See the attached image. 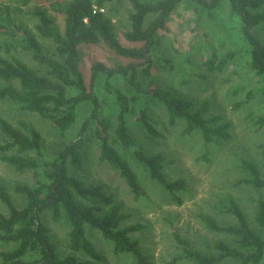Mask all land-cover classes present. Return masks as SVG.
<instances>
[{"label":"trees","instance_id":"trees-1","mask_svg":"<svg viewBox=\"0 0 264 264\" xmlns=\"http://www.w3.org/2000/svg\"><path fill=\"white\" fill-rule=\"evenodd\" d=\"M32 1L19 0L15 10L23 12ZM123 3L132 7L131 29L125 34L131 47L123 45L116 36L111 18L113 9L110 7ZM223 4L228 6L232 17L239 19L240 35L250 54V70L259 85L247 93L245 100L234 103L238 110L257 96L264 99V39L256 33L264 26V0H160L156 3L68 0L52 6V10L64 18L63 31L46 8L33 10L36 34L21 25L11 24V9L6 8V19L0 18V36L11 34L13 39L22 41L21 44H5L6 51L30 53L44 72L0 54V104H13L26 113L38 115L62 136L76 125L82 104L90 103L93 111L78 138L58 145L52 152L46 148L42 134L26 121L14 125L0 117V162L15 174L32 176V182L12 184L0 179V264H103L106 257L94 244L92 231L111 245L114 256H131L136 264H152L136 238L144 226L126 225L131 214L125 212L122 203L106 186L87 183L73 174L72 169L78 171L83 167L86 134L91 133L99 146V163H106L117 172L135 199L144 195L137 171V167L142 166L153 182L181 202L178 194L186 189L187 181L167 179L165 156L161 153L146 155L132 135L130 120L142 125L148 135L156 139L159 132L150 115L153 101L165 111L170 126L180 122L186 125L183 137L198 132L207 146L231 139L230 125L220 123L219 116H211L210 101L198 103L153 80L148 84L143 82L152 77L156 64L169 72H180L177 64L158 56L163 38L170 37L169 24L181 14L179 9L193 8L197 16L204 15L209 22H217L216 11ZM151 17L153 19L148 21ZM226 39H229L227 35ZM41 40L52 44L53 53L46 50ZM100 43L129 61L113 68L96 63L91 69V86L104 78L106 91L115 97L118 106L115 129L104 116L98 97L88 88L80 66L81 47ZM232 58L231 53L219 58L217 52H212L203 63L209 73L215 74L223 72ZM112 79L123 80L125 90L114 86ZM71 90L77 92L71 94ZM235 90L237 96L242 92L239 88ZM248 119L254 127L264 130V110H251ZM260 157V165L251 160L242 161L240 169L244 177L238 186L264 191V145L260 146ZM222 211L232 223H220L210 215L201 216V220L208 232L223 238L201 251L175 233V242L183 255L169 264L184 260L193 264H264V233H261L264 232V200L257 203L254 220L257 228L232 198L222 206ZM47 216L55 223L63 222L68 226L67 249L57 245Z\"/></svg>","mask_w":264,"mask_h":264},{"label":"rangeland","instance_id":"rangeland-1","mask_svg":"<svg viewBox=\"0 0 264 264\" xmlns=\"http://www.w3.org/2000/svg\"><path fill=\"white\" fill-rule=\"evenodd\" d=\"M68 0H33L23 12L15 8L19 0H0V18L9 16L11 24L21 25L25 30L36 34L37 20L32 12L36 7L46 8L55 18L61 31L64 30V18L54 12L52 6ZM156 3L160 0H144ZM111 18L116 36L127 47L133 46L125 39L130 31L129 20L132 7L128 3L113 5ZM181 14L169 24L170 37H164L158 50L162 60H169L177 64V70L169 72L161 65L156 64L150 79H144L148 84L153 80L158 85L170 89L173 93L202 103L210 101L211 116L221 117L220 123L229 124L231 139L227 142L212 143L207 146L201 135L195 132L192 136L183 137L185 129L183 122L174 127L169 125L165 111L156 102H151L150 115L158 130L156 139L148 135L147 130L135 120H130L131 132L147 156L161 153L166 158L165 174L170 182L180 179L187 181L185 190L178 196L181 202L172 198L162 186L153 182L144 167H137L144 195L134 198L125 181L117 172L106 163H99V146L92 138L91 133L86 134L85 161L80 170L72 173L87 183L103 184L112 193L116 200L122 203L126 213L131 214L126 225L140 224L144 229L136 235L141 247L149 256L152 264H169L175 258L181 257L182 249L178 247L174 234L179 233L188 239L198 250H207L208 246L221 240L223 237L208 232L201 220V216L210 215L223 224L232 223V219L225 215L222 206L230 198L234 199L248 215L253 226H256L255 213L257 203L264 200V191H256L246 185L238 186L244 177L240 169L243 160H251L260 165V146L264 145V130L254 127L248 119L251 110L263 112L264 99L256 97L250 104L235 110L234 103L246 99L247 93L256 90L258 79L250 70V54L248 47L240 35L239 19L230 15L228 6L223 4L217 11V22H209L207 18L197 16L194 9L181 8ZM153 18H149L151 21ZM227 32V34H226ZM256 33L264 39V26ZM226 35L229 39H226ZM11 34L0 36V54L15 60H20L30 67L44 72L32 59L30 53L19 51L7 52L4 45L20 43L21 39H13ZM42 41V40H41ZM224 41V45L220 42ZM46 50L53 53L54 47L49 41H42ZM209 51V52H208ZM81 52V70L84 74L88 88L98 97L104 116L116 126L118 106L115 97L105 89L106 80L99 79L91 86V69L96 63L107 67L126 65L129 61L118 57L104 44L84 45ZM208 52V53H207ZM217 52L219 58L228 53L233 55L226 69L215 74L209 73L204 67V58L209 53ZM111 83L124 91V82L121 79H112ZM235 88L242 89L236 94ZM77 91L71 90V94ZM260 108H263L260 110ZM93 106L84 103L79 107L76 125L65 135H60L49 121L38 115L26 113L16 105L0 104V117L16 125L18 121H26L32 128L38 130L45 139L49 152L55 151L58 145L71 142L78 138L84 122L91 116ZM131 156V154H129ZM136 163H134L135 165ZM0 179L4 183L12 184L16 181L32 182V176L15 174L8 166L0 162ZM0 209L2 206L0 205ZM48 226L52 229L54 239L60 249H67L69 228L63 222L55 223L47 216ZM261 231V230H259ZM263 234L264 232L261 231ZM93 242L106 257L103 264H136L131 256L116 257L112 253L111 245L100 234L91 232ZM2 248V247H1ZM178 264H193L188 260ZM234 264V263H224Z\"/></svg>","mask_w":264,"mask_h":264}]
</instances>
